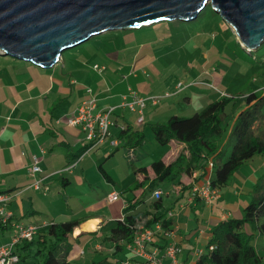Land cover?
Wrapping results in <instances>:
<instances>
[{"label": "rangeland", "instance_id": "1", "mask_svg": "<svg viewBox=\"0 0 264 264\" xmlns=\"http://www.w3.org/2000/svg\"><path fill=\"white\" fill-rule=\"evenodd\" d=\"M213 16L205 15V17L188 21L163 20L136 29H119L92 37L95 39V45H99L101 50L113 49L121 52L119 60L111 59L105 54L97 59L92 55L94 53L86 55L92 65L95 64V61L99 62L98 65L103 69L98 71L104 72V74L101 73L103 78L110 75L109 85L111 88L113 87V93L117 98L101 100L98 110L103 106L110 108L116 105L118 111L112 116V119L118 120V125L111 128L114 132L112 138L105 141L101 147L95 150L91 149L84 155L86 157L78 168V171H82L81 168L86 169L81 181L72 175V183L64 186L67 188L64 191L61 182L58 181L52 185V191L46 194L38 193L33 202L28 201L26 208L19 210L20 215L25 214L26 210L31 211L29 215H24L26 223L43 222L53 218L68 220L93 214L103 215L114 221L120 219L125 208V198L129 196L130 186L136 180L137 168L140 166L150 167L152 162L165 159L176 147L174 144H160L151 129L152 123L166 122L174 114L191 116L196 111L203 109L208 102L218 98L220 94L264 92V42L255 48L247 47L240 42L237 32L221 14ZM116 34L117 36H115ZM105 36L108 39H104ZM82 44L65 51L62 60L67 62L75 51L90 50L85 49ZM7 58L12 57L7 56ZM136 60L147 62L146 69L132 68L131 65ZM58 65L46 70L56 72V76H59L63 69V63ZM207 80L212 82L215 90L204 84ZM92 88L94 90L95 87ZM132 92L144 98L160 97L158 104L148 100L145 108V121L141 124H138L139 113L122 105L125 96L129 100L133 99ZM89 93L93 95L92 90ZM111 94L108 92L106 95ZM187 96L190 97V101L186 100ZM242 106L243 102L239 101L231 104L227 111L234 110L237 114ZM122 110L124 115L118 114ZM126 123H131L134 129L142 130L145 135V143L138 146L135 151L123 146V140L119 138L120 130ZM227 135V140L223 145L227 152L225 160L231 154L235 142L233 137H229L230 133ZM114 140H118L120 144L118 150L113 144ZM177 149L179 148L175 149L176 153H178ZM62 150H64L63 147L60 151ZM254 159L248 161L247 169L249 171L256 169L261 159L264 158L257 156ZM172 160L174 159L172 158ZM100 164L104 165L115 180L114 186L118 192L124 194L114 203L104 201L105 190L108 188L105 176L99 169ZM244 167L243 165L241 169ZM237 174L232 176L224 190L228 193L244 188L243 196L236 195V202L242 196L249 203L248 194H252L255 186L251 189L248 186H243L244 183L239 180ZM260 174L264 176V171H261ZM259 180L256 178L255 182L258 183ZM173 184L174 182L161 183L160 187L165 190L166 198L170 197ZM139 192L140 190H137V193ZM149 194L150 192L145 196ZM96 203L100 204L92 207ZM16 204L19 206L18 201ZM145 205L144 202L141 203L140 208H144ZM13 208L17 209L16 206ZM228 208H231L230 205ZM35 210L37 212H33ZM111 228V224L107 226L105 234L109 235ZM250 231H255L256 247L264 255V236L257 229L251 228ZM183 232L185 234L193 233L195 237L196 227L195 225L189 228L183 227ZM14 235V229H9L5 233L0 232V241L10 242ZM99 238L93 239L85 234L82 236L81 245L92 242L94 246L95 242L100 240ZM37 250L38 246L35 245L33 252ZM41 258L33 255L29 258V264H40ZM74 264L86 263L74 261Z\"/></svg>", "mask_w": 264, "mask_h": 264}, {"label": "crops", "instance_id": "2", "mask_svg": "<svg viewBox=\"0 0 264 264\" xmlns=\"http://www.w3.org/2000/svg\"><path fill=\"white\" fill-rule=\"evenodd\" d=\"M107 50L103 51L100 47H97V49L94 48L88 52L84 51L85 55L83 53L75 57H69L67 62L62 60V54L59 61L50 67H57L62 62L63 69L59 76H56V72L46 70L49 68H43L28 61L17 58H4L5 56L0 58V193H9L8 191L12 193L13 200L10 209L16 216L23 217L22 221L24 223H26L24 217L29 215L31 211L26 210L25 214L20 215L19 210L25 209L28 201L33 202L38 193L46 194L52 191V185L58 181L61 182L64 191L67 189L64 186L72 183V175H75V178L81 181L86 173L85 168H81L82 171H78V168L87 152L74 165L67 167L70 160L69 155L78 153L85 142L83 130L68 125L67 116L76 111L82 101L90 97L97 98L99 107L101 100L117 98L116 94L113 93V87L111 88L109 85L110 75L103 78L104 72H99L94 68V65L99 64V62L95 61V64L92 65V62L86 58L87 54L94 53L92 55L95 59L105 54L111 59L119 60L121 52L113 49ZM147 65V62L136 60L131 67L138 70L139 68L146 69ZM204 84L215 90L212 82L205 81ZM92 87H95L94 90ZM88 89L92 90L93 95L89 93ZM108 92L112 94L106 95ZM186 98L187 101H190V97L187 96ZM107 108L103 106L102 109ZM117 111L118 109L116 114ZM120 113L124 115L123 110L118 114ZM117 125L118 120H116ZM173 142L171 144L176 145V147L163 159L166 163L175 161L187 146L179 141ZM103 144L105 142L93 149L95 150ZM61 147L64 150L60 151ZM176 148H179L177 149L178 153L175 152ZM34 155H39L42 158L43 171L38 175L39 178H42L40 189L32 186L35 179L32 175ZM245 164L244 169H241V167L237 171V175L239 180L244 183L243 186H248L251 189L256 184V178H260V172L264 171V159H261L259 166L251 171L247 169L249 162ZM210 172L212 173L209 168H198L191 175L181 177L184 179L187 188H183L182 185L184 184L174 183L173 188H171L172 193L168 198H166V192L162 187L156 189L164 192L166 209L178 212L175 221L179 227L177 241L181 247L179 255L182 262H196L201 255L200 253L206 250L212 226L227 218L241 217L244 207L248 203V200L242 197L245 191L244 188L240 191L227 193L224 190L227 185L220 189L221 197L213 204L204 199H196L193 203H190L189 197L192 185L202 181L205 174ZM137 176L144 178L142 174H137ZM110 177H105L108 189L105 190L104 201L114 203L117 200L109 201L108 195L113 191L118 192V190L114 186L115 180L112 176ZM133 185L130 186V189ZM130 189L127 198L133 195ZM140 192L139 195L142 194ZM240 194L242 196L236 202V195ZM122 195L124 196L120 193L121 197ZM153 196L155 197V192L147 196L149 201L153 199ZM249 198H251L250 194H248ZM16 201L19 202V206ZM99 204L96 203L92 207ZM182 204H186L184 209L181 208ZM229 205L231 208H228ZM15 206L17 209L13 208ZM122 216L123 213L120 218ZM74 219L83 220L70 237V242L73 245L70 260L73 261L74 259V261L90 264L98 255L108 254L110 256L114 253L113 242L108 239L111 231L109 235L105 234V228L110 224L112 227L114 220L107 219L99 214L84 215L68 220ZM52 221L66 220L53 218L43 222L31 221L26 224L46 225ZM92 221L96 222L91 226ZM194 225L196 227L195 237L193 233L185 234L183 232V227L187 226L189 228ZM85 234L93 239L100 237V240L96 241L94 246L92 242L81 245L82 236ZM109 241L110 243H108ZM154 244L160 247L161 252H165L166 241L162 236L156 238ZM125 253L120 252L116 259H126L131 256L128 250Z\"/></svg>", "mask_w": 264, "mask_h": 264}, {"label": "trees", "instance_id": "3", "mask_svg": "<svg viewBox=\"0 0 264 264\" xmlns=\"http://www.w3.org/2000/svg\"><path fill=\"white\" fill-rule=\"evenodd\" d=\"M216 14L220 13L210 3L197 18L205 15L214 17ZM95 44V39L91 38L83 47L97 49L99 45ZM83 53L75 51L72 57ZM4 54L5 51L0 49V58L9 56ZM237 93L220 94L191 116L174 114L166 122L151 124V129L160 144L167 145L179 141L187 145V151H182L173 162L166 163L165 160L159 159L152 162L150 167L137 168L136 173L144 175V178L136 177L130 189L133 195L126 198L123 216L114 221L108 237L113 242L115 251L110 256L98 255L90 264H122L124 259L117 260L116 257L120 252L126 254L127 246L134 241L136 226L143 220L150 226L162 222L168 229L174 228L176 221L175 218L167 216L170 210L166 209L164 195L160 198L153 196L151 201L145 196L149 192L157 191L161 183L174 182L182 185L185 181L181 177L191 175L198 168L208 169V163L212 160L215 165L212 183L214 187L221 189L229 184L232 176L246 162L257 156L264 157V92ZM239 101L243 102V106L237 114L234 110L227 111L231 104ZM115 113L116 111L113 115ZM113 121L116 125V121ZM227 133H230L229 137H233L235 142L231 154L225 160L227 152L223 145L229 135ZM119 138L123 140V146L133 151L145 143L142 130L134 129L131 123L123 126ZM98 145L93 147L94 142L85 143L78 153L69 155L67 167L74 165L86 152ZM119 148L120 144L116 145V150ZM99 169L106 178H111L103 164L99 165ZM259 179L250 194V202L244 207L243 216L227 218L212 226L206 250L199 256L196 264H264V255L255 244V231H250L251 228L257 229L264 236V176ZM182 186L187 188L185 184ZM141 189L142 194L139 195L137 190ZM143 202L146 205L140 209L139 206ZM22 218L14 214L7 223L0 221V232L5 233L9 229H14L17 224L24 223ZM82 220L37 224L40 228L34 238L18 244L16 253L20 258L16 264H29V258L33 255L42 257L40 264H74L69 259L73 249L70 237ZM35 245L38 246V250L33 252Z\"/></svg>", "mask_w": 264, "mask_h": 264}, {"label": "water", "instance_id": "4", "mask_svg": "<svg viewBox=\"0 0 264 264\" xmlns=\"http://www.w3.org/2000/svg\"><path fill=\"white\" fill-rule=\"evenodd\" d=\"M210 3L240 42L250 48L264 42V0H0V49L50 68L93 36L196 19Z\"/></svg>", "mask_w": 264, "mask_h": 264}, {"label": "built area", "instance_id": "5", "mask_svg": "<svg viewBox=\"0 0 264 264\" xmlns=\"http://www.w3.org/2000/svg\"><path fill=\"white\" fill-rule=\"evenodd\" d=\"M96 70L101 71L103 68L98 64L94 65ZM89 92L91 89L88 90ZM132 100L125 96L123 102L124 107H129L139 113L138 122L145 121V108L148 100L154 104H158L160 97L144 98L132 92ZM98 100L96 97H90L82 101L76 111L67 116V124L73 127L81 128L85 133V142H94V146L101 144L112 137V119L113 113L118 109L112 106L107 109L98 110ZM113 144L118 145V140H114ZM42 158L39 155L33 156L32 175L35 177L33 187L40 189L42 187V178L38 175L43 171L41 166ZM215 165L212 160L208 163V168L212 171L205 174V178L196 182L191 187L189 197L190 203L196 199H204L210 204L215 203L220 197V189L213 186V169ZM162 190L155 191V197L160 198L163 195ZM120 193L113 191L108 195L109 201H116L120 198ZM13 200L12 193H0V221L7 223L13 217L14 213L10 209V204ZM186 204H182L184 209ZM178 212L170 210L168 218H175ZM40 226L37 224H17L14 228L15 235L10 242L0 241V264H16L19 261V255L16 253L18 244L24 240H31L37 234ZM178 225L168 229L162 222H157L150 226L146 221L139 222L136 226L134 241L127 246V250L131 256L124 259L122 264H196V262H182L180 259L181 247L177 241ZM162 236L165 239V252H161L159 246L155 245L156 238ZM203 253V252H202ZM200 253V254H202Z\"/></svg>", "mask_w": 264, "mask_h": 264}, {"label": "bare ground", "instance_id": "6", "mask_svg": "<svg viewBox=\"0 0 264 264\" xmlns=\"http://www.w3.org/2000/svg\"><path fill=\"white\" fill-rule=\"evenodd\" d=\"M95 222H96V221H92V222H91V226H92V224L94 225V224H95Z\"/></svg>", "mask_w": 264, "mask_h": 264}]
</instances>
